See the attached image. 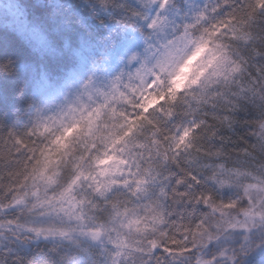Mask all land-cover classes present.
Returning <instances> with one entry per match:
<instances>
[{
	"label": "clouds",
	"instance_id": "9594fccd",
	"mask_svg": "<svg viewBox=\"0 0 264 264\" xmlns=\"http://www.w3.org/2000/svg\"><path fill=\"white\" fill-rule=\"evenodd\" d=\"M0 264H264V0H0Z\"/></svg>",
	"mask_w": 264,
	"mask_h": 264
}]
</instances>
